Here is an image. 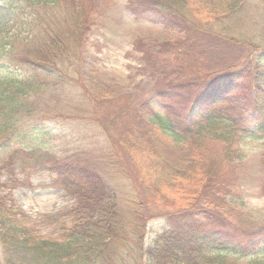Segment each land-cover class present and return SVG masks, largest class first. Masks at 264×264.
I'll return each mask as SVG.
<instances>
[{"label": "trees", "instance_id": "obj_1", "mask_svg": "<svg viewBox=\"0 0 264 264\" xmlns=\"http://www.w3.org/2000/svg\"><path fill=\"white\" fill-rule=\"evenodd\" d=\"M14 2L16 13L10 25L13 34L19 36L21 30L17 31L13 23L22 19L27 24L24 32L30 41L39 44L43 41L37 40L40 32L35 31L40 26L36 21L39 6L55 11L58 3H69L70 0ZM178 2L181 6L183 0H136L131 9L137 18L188 36L192 27L184 10V13L178 10ZM252 4L264 12V0ZM243 5L245 0H233L224 10L234 13ZM202 13H205L204 21L211 16L207 11ZM217 17L218 13L213 16L214 19ZM32 22L35 23L31 25ZM10 30L6 34L7 41L0 40L2 61L4 56L7 60L14 57L15 45ZM222 30L227 32L229 29ZM193 32L190 36H195ZM195 32L196 35L206 34L203 28H197ZM222 33L212 35L224 40ZM60 35L65 39L72 38L68 32L60 34L46 29L44 43L36 47L27 45L25 51L34 54L18 61L31 70L25 78L10 76L4 80L0 77V173L17 160L18 152H7L6 146L18 133L13 130L15 126L21 128L22 112L30 114L29 108L36 100H43L49 94L54 104L59 99L56 105L62 106L64 112L54 115L61 119L73 108L83 110L84 103L94 102L88 90L80 91L78 99L71 101L70 91L73 89L76 95L73 86H76L74 83H77L80 71L69 73L54 66L49 43L58 38L62 44ZM230 40L237 43L231 37ZM260 40L262 45L256 46L255 53L243 62L253 63L255 84L243 83L242 71L250 67L245 64L233 67L229 72L214 74L212 78L203 76L198 80L200 82L197 81L202 94L190 106L178 108L167 101L186 99L187 94L182 91V84L174 85L169 81L162 93L159 92L163 114L147 119L148 125L140 122V115L137 119L132 116L124 123L126 141H122L119 148L115 147L116 153L78 151L46 161L40 157L31 158L35 163L46 162L44 164L49 166L58 184L74 198V204L58 214L53 231L55 237L47 238L34 231L33 223L16 207L9 193H0V264H264V260L256 259L264 253V216L255 219L247 213L231 219L223 201L212 197L216 190L212 192L209 188L217 181L214 176L221 171L222 164L244 158L242 146L246 141L259 142V147L264 148V37ZM8 63L12 64L11 61ZM195 82L191 79L186 84L192 87ZM231 95L233 102L228 105L227 97ZM109 99L106 103H113L109 97L101 100ZM112 112L111 109L107 115ZM121 113L127 116L126 110ZM84 120L95 121L93 113ZM154 127L174 143L186 146L190 161L183 168V176L175 175L170 186L155 185L145 173L146 181L155 185V196L167 202L168 205L164 204L171 211L154 217L161 218L164 226L147 243L149 218L145 212H140L141 203L133 201L129 206L130 202L122 198L126 194L119 187L122 185L106 181L104 173L109 172L104 169L112 168L116 175L123 174L125 159L141 166L147 156H152L149 152H154L151 141ZM29 135L30 131H25L22 139ZM212 141L220 143L221 147L214 159L210 156L207 161L200 150L206 149ZM17 184V179L9 177L0 181V188L12 189Z\"/></svg>", "mask_w": 264, "mask_h": 264}, {"label": "rangeland", "instance_id": "obj_2", "mask_svg": "<svg viewBox=\"0 0 264 264\" xmlns=\"http://www.w3.org/2000/svg\"><path fill=\"white\" fill-rule=\"evenodd\" d=\"M232 1L183 0L181 6L178 2V10L181 13L184 10L195 36H190L192 31L184 36L160 24L135 17L131 8L136 0H70L69 3H58L55 11L39 6L36 21L40 26L35 31L41 36L37 40L43 41L38 44L30 41L24 32L27 24L22 19L13 23L17 31L21 30V36L13 34L10 25L16 13L13 9L16 4L14 0H0V40L4 38L3 41H7L6 34L11 29L9 34L15 45L14 57L7 60L4 56L3 61L0 60V77L4 80L10 76L25 78L24 75L31 70L27 66L24 68V64L18 62L19 58L32 57L34 53L30 54L25 49L27 45L36 47L44 43L46 29L60 34L68 32L72 38L65 39L60 35L62 44L58 38L49 43L54 66L69 73L80 71L77 83H74L76 86H73L76 95L72 88L70 91L71 101L77 100L82 90H88L94 99L93 104L84 103L83 110L73 108L74 111L70 110L68 116L61 119L54 115L64 112L62 106L56 105L59 99L54 104L51 95H45L43 100H36L35 105L29 108L30 114L22 112L21 128H12L18 133L14 134L15 139L6 149L7 152H18L17 160L12 167L1 170L0 181L11 177L17 179L18 184L12 189L1 187L0 193L11 195L16 207L33 223L38 235L55 237L53 231L58 214L74 204V198L63 190L49 166L44 164L47 159L61 158L78 151L87 154L99 150L104 154L116 153L115 147L119 148L122 141H126L127 127L124 123L132 116L137 119L140 115V122L148 125L147 119L163 114L159 92L162 93L169 81L174 85L182 84V91L187 94L186 99L167 101L178 108L190 106L202 94L198 80L203 76L210 75L212 78L214 74L229 72V69L245 64L250 67L242 71L243 83H256L253 63L243 62L255 53L256 46L262 45L264 12L252 4L257 0H245L240 11L231 13L227 10L228 13L224 8ZM202 11L211 14L205 21ZM216 13L218 17L214 19ZM66 17L67 21H64ZM200 27L206 34L201 32L196 35L195 31ZM222 28L229 30L224 32ZM217 32H223L225 39L215 38L212 33ZM230 37L237 43L231 42ZM191 79L196 82L188 87L186 81ZM108 97L113 99V103H106L110 99L101 100ZM231 97H227L226 104L233 102ZM111 109L113 112L107 115ZM121 110H126L127 116ZM90 112L95 119L93 122L84 120ZM25 131H30V135L22 139ZM151 141L154 152H149L152 156H147L141 166L125 159L123 174L116 175L112 168L104 169L109 172L104 173L106 181L122 185L119 187L126 193L122 198L130 202L129 206L133 201L141 203L140 212H145L146 218H149L147 243L164 226L161 218L154 217L171 213L166 208L168 203L155 196V185L164 183L170 186L175 181V175L183 176V168L190 161L186 146L174 143L155 127ZM259 145V142L246 141L242 146L244 158L222 164L221 171L214 176L217 181L209 187L212 192L216 190L212 197L223 201L231 219H238L247 213L255 219L264 216V148ZM220 147V143L212 141L200 152L203 150L202 156L208 161L210 156L214 159ZM38 157L46 160L35 163L31 159ZM145 173L155 185L146 181ZM157 201L161 204H156ZM256 259L263 261L264 253Z\"/></svg>", "mask_w": 264, "mask_h": 264}]
</instances>
